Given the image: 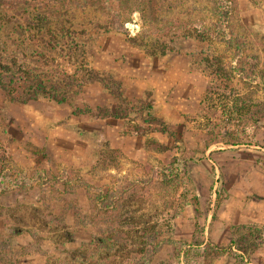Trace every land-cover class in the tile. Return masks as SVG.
Wrapping results in <instances>:
<instances>
[{"label": "rangeland", "instance_id": "obj_1", "mask_svg": "<svg viewBox=\"0 0 264 264\" xmlns=\"http://www.w3.org/2000/svg\"><path fill=\"white\" fill-rule=\"evenodd\" d=\"M132 2L119 31L106 14L77 9L49 29L34 21L56 20L39 0H0V64L9 66L0 80L14 101L42 80L58 87L71 115L88 122L95 117L84 110L96 102L122 103L99 83L76 81L98 74L119 82L122 92L127 84L137 108L124 120L127 133L137 130L148 152L164 154L158 162L145 155L137 161L90 127L73 126L71 134L65 111L58 140H48L60 145L48 151L39 105L30 101L25 112L0 88V243H10L17 264H85L90 255L91 264H264L263 225H237L235 245L217 246L187 238L186 224L172 222L191 205L196 234L199 218L211 224L218 212L264 200V0H236L226 21L214 16L240 49H226L222 37L205 30L215 20L206 0ZM163 18L188 23L167 36L152 34L147 19ZM168 166L173 175L165 178ZM61 175L71 184L57 181ZM78 178L91 188H77ZM106 193L113 198L104 208L97 198ZM101 238L112 243L101 245Z\"/></svg>", "mask_w": 264, "mask_h": 264}, {"label": "trees", "instance_id": "obj_2", "mask_svg": "<svg viewBox=\"0 0 264 264\" xmlns=\"http://www.w3.org/2000/svg\"><path fill=\"white\" fill-rule=\"evenodd\" d=\"M208 3H211L210 6L206 8L208 14L210 17L218 16L219 13H222V16H220L221 21H226L225 18H228V14L231 10L232 4L234 5L236 0H206ZM234 1V2H233ZM40 4L39 6L42 7L43 11L46 14H49V16H53L56 20L53 21L51 18H46L45 16H39L34 19L37 23H44L48 25V28L50 29L51 27V22L54 23V28L58 22L57 18H61L64 16L68 10H74L77 9L78 11H86V12H102L103 14H106L108 17V21L111 25L115 27L116 30L121 31L123 29V23H124V11L129 8L132 10V6H136L135 3L132 2V0H39ZM212 2L214 3L212 5ZM138 10V9H137ZM67 11V12H66ZM68 15V14H67ZM151 16V15H150ZM152 18V17H150ZM215 19V17H214ZM120 23V27L116 23ZM147 25L149 26L152 34L154 35H165L167 36L169 34V31L171 29L175 28H184L185 25L188 22H177L172 19L168 18H163L161 22H156L153 23L151 22L150 19H147ZM50 24V25H49ZM122 25V26H121ZM229 26H223L220 22L218 23L217 20L215 19L214 22L211 23L209 28L205 27V30H209V34L213 35L216 38L222 37L225 41L226 49H232V47L240 49V44L238 42V38L233 36L232 30L228 29ZM143 29V26H141ZM46 33L49 34L47 31ZM148 33V31L143 29V34ZM47 35V34H46ZM142 45V44H141ZM138 47H140V44L138 43ZM146 48V45H144L143 49ZM150 55L151 53L148 52ZM165 53V51L163 52ZM9 66H4L3 64H0V70L4 72H9ZM22 73V72H21ZM29 77V75H28ZM83 83H99L103 87L107 88L109 91V94L113 95L120 103L124 104V107L120 106L122 104H114L113 106H107V107H98L96 111H93L92 109L88 108L87 110H84V112L94 115V117L97 118H107V117H112V118H118L122 120H126L128 117V113H136L137 108L129 102L127 99L125 92L121 90L120 86L122 85L117 82V81H112L108 82L106 79L101 77L98 74H95L94 76H91L87 78L86 80H79L78 82L74 83V86H80ZM113 86V92L110 91V87ZM10 85L6 84L5 82L0 80V88L5 92V94L10 98L12 102H18L19 104L23 105L26 104L30 101H34L38 99L39 97H48L49 99L53 100L56 103H65L64 98H60L54 93V89H57L58 87L56 85H53L52 88H47L42 80H36L34 82H31L29 86L26 88L25 93L22 92L20 97L18 99H13L12 94L10 93L9 90ZM148 110L152 109L151 104L146 105ZM146 118L152 119V116L150 115V111H148ZM128 126V125H127ZM129 127V126H128ZM132 133H135L139 135L137 130H133ZM171 166H168L167 168L162 169L163 176L165 178L172 177L173 172H172ZM168 173V174H165ZM64 175H61L59 178H57V181L61 182L63 186L69 185L70 180L66 181V178H64ZM175 177V176H174ZM174 179L173 178H168V182L172 183ZM78 185L77 188H83L84 190H88L91 188L89 183L85 180L79 179L78 178ZM5 179L1 178L0 179V187L5 188ZM112 195H106L100 194L98 196L97 201H101L102 204H106L104 208L109 207L110 200L112 199ZM6 222V220H5ZM99 243L101 245H110L112 242L108 238H101L99 240ZM163 243H169V244H177L180 243V241H174V240H166ZM184 245L185 242H181L180 245ZM231 245L234 244V240L232 239L230 242ZM113 245V244H112ZM60 247H64V244H59ZM235 251V250H234ZM232 251V252H234ZM102 251L99 250V253ZM235 253V252H234ZM13 254H15L14 250L12 249L10 243L7 242H2L0 243V264H17V258H14ZM237 256L236 254H234ZM102 256V255H101ZM91 257V255H90ZM87 260L85 264H91V260ZM239 257V258H238ZM92 259V258H91ZM103 262L105 263L108 258H101ZM237 261L239 263L243 262L242 256H237ZM64 264H69V262L64 263ZM142 264V263H141Z\"/></svg>", "mask_w": 264, "mask_h": 264}, {"label": "crops", "instance_id": "obj_3", "mask_svg": "<svg viewBox=\"0 0 264 264\" xmlns=\"http://www.w3.org/2000/svg\"><path fill=\"white\" fill-rule=\"evenodd\" d=\"M133 79L134 81L136 80V78ZM133 83L134 85L136 84L135 82ZM137 85L139 86L138 83ZM126 86H127L126 87L127 91H125V95L127 96L129 102L134 103L136 99L132 95V93L128 91L130 89V86L127 84ZM107 100L108 97L103 96L102 104H104ZM33 103L34 104L37 103L39 105L38 110L41 111V115L39 113V117L43 121H45L44 126L47 127L46 130L42 129L44 132V137L42 140L43 147H45V149H48V151L51 150L50 145L53 147V149L57 148L58 145L60 144L58 143L51 144L50 142L48 143V140L51 141L58 140V135L62 133L61 132L62 127L58 123L61 121L60 119L62 118L60 113L65 111L66 116L64 117L70 116L71 110L69 106H67L65 103H56L49 98L43 101L37 99V101H33ZM95 104H96L95 107L93 106L90 108L93 111H96V109L99 106L97 105L98 104L97 102ZM99 104L101 105V103ZM23 106H25V108H23V111L28 112L27 110L30 107V104L29 105L25 104ZM71 116L72 117H70V121L68 122V124L64 126V128L68 130L71 134H73V132L75 131L72 128L73 126L81 125L78 127L77 130L79 129L84 130L85 127L86 128L90 127L92 128L93 131H95V134L101 135L104 138L105 142L109 145L110 148L120 149L126 156L129 157V159L138 161L141 158H143V156L145 155L147 158L153 157V160L158 162L159 160H162L164 157L163 153L157 152L155 150L148 152L145 148V144L143 140L137 134L127 133L125 121L122 119L112 118V117H107V118L95 117L93 120L89 119L88 120L89 123H88L87 120H83L80 117L78 118V117H74L73 115ZM56 156L60 157L61 155L57 153ZM56 156L54 157L56 158ZM88 161H90V159H88ZM247 204L250 205L248 208L232 209L230 211L218 212L216 214L217 220L211 224L210 223L204 224L200 221V218L199 219L197 218L198 223H200L199 225L201 226V230L199 231V233L196 234L194 233L193 223L195 221L194 214L197 213V211H195V208L192 209L191 205H187L184 211H182L178 217H175L172 220V222L174 225L177 223L180 224V222L185 223L187 226V230H189L187 234V238L194 237V239H196L197 237H199L198 241L202 243L201 245L210 243L211 245L225 246L229 244L231 240L234 238L233 228L236 227L237 225L249 223V224L264 226V200L252 199L249 200ZM245 215H249L251 218L247 219ZM185 241L186 240H184L183 238V242Z\"/></svg>", "mask_w": 264, "mask_h": 264}]
</instances>
